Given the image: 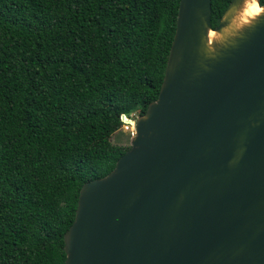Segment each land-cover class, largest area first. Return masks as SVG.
<instances>
[{"label": "water", "instance_id": "water-1", "mask_svg": "<svg viewBox=\"0 0 264 264\" xmlns=\"http://www.w3.org/2000/svg\"><path fill=\"white\" fill-rule=\"evenodd\" d=\"M245 1L216 28L211 0L179 1L158 96L82 185L64 264H264V5L236 25Z\"/></svg>", "mask_w": 264, "mask_h": 264}, {"label": "trees", "instance_id": "trees-1", "mask_svg": "<svg viewBox=\"0 0 264 264\" xmlns=\"http://www.w3.org/2000/svg\"><path fill=\"white\" fill-rule=\"evenodd\" d=\"M179 1L0 0V264L65 263L82 185L158 96Z\"/></svg>", "mask_w": 264, "mask_h": 264}, {"label": "bare ground", "instance_id": "bare-ground-1", "mask_svg": "<svg viewBox=\"0 0 264 264\" xmlns=\"http://www.w3.org/2000/svg\"><path fill=\"white\" fill-rule=\"evenodd\" d=\"M262 12V8L257 5L256 0H246L241 7V9L236 14L234 22L236 25H242L248 22L249 19L253 18L254 16L260 14ZM210 40H213L216 35L215 33L211 32Z\"/></svg>", "mask_w": 264, "mask_h": 264}, {"label": "rangeland", "instance_id": "rangeland-1", "mask_svg": "<svg viewBox=\"0 0 264 264\" xmlns=\"http://www.w3.org/2000/svg\"><path fill=\"white\" fill-rule=\"evenodd\" d=\"M131 120H135L138 115L132 114ZM130 125H133L132 123ZM128 123L124 124L114 135L112 138V142L114 144L123 146V147H129L130 146V140H131V131L132 126H130Z\"/></svg>", "mask_w": 264, "mask_h": 264}, {"label": "built area", "instance_id": "built-area-1", "mask_svg": "<svg viewBox=\"0 0 264 264\" xmlns=\"http://www.w3.org/2000/svg\"><path fill=\"white\" fill-rule=\"evenodd\" d=\"M134 121L135 120H131V118H126V117H124V120H122V123H123V125L124 124H129L130 125V123H132L133 125H130V126H132V131H131V133H130V135H131V138L134 136Z\"/></svg>", "mask_w": 264, "mask_h": 264}]
</instances>
